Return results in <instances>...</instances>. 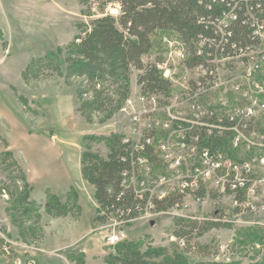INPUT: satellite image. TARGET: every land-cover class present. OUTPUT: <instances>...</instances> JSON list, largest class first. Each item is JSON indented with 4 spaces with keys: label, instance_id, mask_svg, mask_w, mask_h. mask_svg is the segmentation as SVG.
<instances>
[{
    "label": "rangeland",
    "instance_id": "1",
    "mask_svg": "<svg viewBox=\"0 0 264 264\" xmlns=\"http://www.w3.org/2000/svg\"><path fill=\"white\" fill-rule=\"evenodd\" d=\"M2 1L7 8L13 4ZM17 2L19 10L10 8L15 18H0L10 22L0 32V264H105L111 234L139 240L143 249L169 247L177 239L176 218H201L229 205V196L212 193L199 201L186 196L178 207L143 211L122 223L114 214L94 220L97 203L81 168L77 174V160L86 150L108 152L104 140L86 136L126 133L122 107L139 89L141 71L130 67L105 81L70 71L68 53L79 25L99 15L94 0H31L30 10ZM104 11L117 16L119 6L108 4ZM175 35L153 36L143 62L160 61L165 38ZM50 50L54 55L47 58ZM66 157L67 175L52 177L53 160ZM29 160L37 166L30 178L22 167ZM49 194L70 206L69 211L47 210ZM224 212L228 216L222 221L230 225L203 232L198 250L185 252L189 262L264 264V229L252 223L264 222V208L237 216Z\"/></svg>",
    "mask_w": 264,
    "mask_h": 264
},
{
    "label": "built area",
    "instance_id": "2",
    "mask_svg": "<svg viewBox=\"0 0 264 264\" xmlns=\"http://www.w3.org/2000/svg\"><path fill=\"white\" fill-rule=\"evenodd\" d=\"M198 1L214 11L204 20L209 32L191 45L165 38L155 63L168 91L139 86L122 107V186L180 204L229 196L222 209L237 216L264 208V0ZM152 208L147 200L143 211ZM119 240L111 234L107 244Z\"/></svg>",
    "mask_w": 264,
    "mask_h": 264
},
{
    "label": "trees",
    "instance_id": "3",
    "mask_svg": "<svg viewBox=\"0 0 264 264\" xmlns=\"http://www.w3.org/2000/svg\"><path fill=\"white\" fill-rule=\"evenodd\" d=\"M99 15L79 25L80 32L72 41L69 55L70 71L89 81H105L134 67L141 71L137 84L144 91L166 92L169 83L162 78L154 63L143 62L142 57L153 48V36L174 32L191 45L200 35L209 30L204 20L214 11H208L198 0H94ZM108 4H118L119 14L114 16L104 11ZM48 51L46 57H52ZM126 97V96H125ZM91 140H104L108 147L105 156L98 151L86 150L81 154V172L94 187L97 215L100 221L114 214L119 219L137 218L147 202L153 204L152 212L180 204L181 198L170 196L164 199L141 196L132 188L122 186V171L129 167L128 144L122 142V133L106 136L89 135ZM45 208L58 214H66L70 206L49 194ZM228 216L224 210H214L201 218H176L169 247L147 246L139 240L122 239L111 246L105 256V264H191L185 252L192 247L198 250V237L211 228L229 226L222 219ZM200 250L205 245L200 246ZM205 264H234L232 262L208 261Z\"/></svg>",
    "mask_w": 264,
    "mask_h": 264
},
{
    "label": "crops",
    "instance_id": "4",
    "mask_svg": "<svg viewBox=\"0 0 264 264\" xmlns=\"http://www.w3.org/2000/svg\"><path fill=\"white\" fill-rule=\"evenodd\" d=\"M11 1V0H10ZM13 2V4H11V6H9L8 8L7 7H5V5L3 4V1L2 0H0V6H1V8H0V13H2V14H0V18H2V16H3V18H9L10 17V15L13 17V18H15V15L13 16L12 14V11H11V9L12 8H15L16 10H19V8H18V5H19V2H17V1H20V2H23L22 4H23V8H24V6H27V8L30 10V8H31V0H12ZM11 8V9H10ZM7 11H9V13L7 12ZM7 26L8 28H10V22L9 21H3V20H1L0 19V32H5L3 29L5 28V27ZM67 158V157H66ZM53 162H54V165H52V166H49V168L51 169V170H53L54 172H51L52 173V175H54V176H52V177H57V176H60V175H62V176H64V175H67V174H65V172H67V166H68V158L67 159H62V158H60V159H55V160H53ZM43 165V164H42ZM45 165V164H44ZM22 167H23V169H24V171L26 172V175L28 176V178H30V177H32L33 176V174H34V169H36V167L37 166H35L34 164H33V160H29V163H27V161L26 162H22ZM48 167V166H47ZM39 168H41V167H39ZM80 168H81V164H80V158H78V160H77V174H79V172H80ZM45 169V168H44ZM56 171V172H55ZM91 188H92V191H91V193L93 194V196H94V187L91 185ZM94 200H95V198H94ZM96 201V200H95ZM97 203V202H96ZM79 205L82 207V209H81V211L83 210V207H84V205H83V201H81L80 200V203H79Z\"/></svg>",
    "mask_w": 264,
    "mask_h": 264
}]
</instances>
